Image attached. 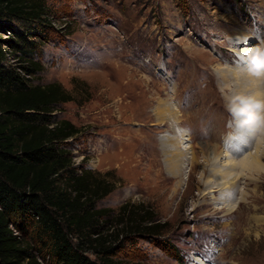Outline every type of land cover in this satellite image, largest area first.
<instances>
[{
  "label": "rangeland",
  "instance_id": "obj_1",
  "mask_svg": "<svg viewBox=\"0 0 264 264\" xmlns=\"http://www.w3.org/2000/svg\"><path fill=\"white\" fill-rule=\"evenodd\" d=\"M44 2L42 69L25 75V60L4 47L6 61L31 84L59 83L75 98L55 115L81 128L70 141L76 165L114 172L100 205L145 204L166 226L158 240L128 244L121 260L264 264V70L255 83L235 79L246 65L229 50L258 45L264 54V0ZM241 101L260 105L250 123L234 115ZM174 116L189 141L175 138ZM250 153L256 169L228 174L224 162Z\"/></svg>",
  "mask_w": 264,
  "mask_h": 264
},
{
  "label": "trees",
  "instance_id": "obj_2",
  "mask_svg": "<svg viewBox=\"0 0 264 264\" xmlns=\"http://www.w3.org/2000/svg\"><path fill=\"white\" fill-rule=\"evenodd\" d=\"M48 11L44 0H0V33L9 34L0 36V264H139L120 253L141 237L158 240L166 226L145 204L100 205L114 172L76 165L70 141L81 128L55 115L75 98L22 76L42 69L35 54L47 42ZM4 47L25 60L22 73Z\"/></svg>",
  "mask_w": 264,
  "mask_h": 264
},
{
  "label": "bare ground",
  "instance_id": "obj_3",
  "mask_svg": "<svg viewBox=\"0 0 264 264\" xmlns=\"http://www.w3.org/2000/svg\"><path fill=\"white\" fill-rule=\"evenodd\" d=\"M244 39H246V37H244ZM244 39H240V42L239 43H237V44H239V45H245V44H247V42L244 40ZM246 46V45H245ZM245 46H232L229 50H230V52H232V54H234L236 57H239L240 58V62H242V64L244 63L245 65H246V69H242L241 67L240 68H238V69H235V70H238L239 71V73L237 72V71H234V77H235V79H237V80H239V81H247V83L248 82H254L255 83V81H256V79H259V78H257L258 76H257V73L256 72H254L253 70H252V68H253V64H252V60H253V58L254 57H257L259 54H260V48L261 47H259L258 45H253V46H249V47H245ZM258 46V47H257ZM247 51H248V55H246L247 54ZM240 77V78H239ZM255 80V81H254ZM263 80V79H262ZM254 83L252 84H249V86H252V85H254ZM240 87V86H239ZM242 88V87H241ZM238 91H240V90H238ZM246 91V90H245ZM242 92V91H241ZM248 93H249V91H248ZM243 94V93H242ZM258 94H260V93H258ZM257 95V94H256ZM261 95V94H260ZM240 96V95H239ZM254 97H256V96H254ZM261 97V96H260ZM260 97H256V98H260ZM241 98V97H240ZM254 99V98H253ZM237 100V99H236ZM259 101V100H258ZM239 102V101H238ZM254 104V103H253ZM161 114L163 113V111H161L160 112ZM170 114V113H169ZM176 116V115H175ZM171 117V123L172 122H174L175 124H173L172 125V131H173V134H174V136H175V138L177 139V140H179V141H184V142H187V141H189V135L186 133V132H183V131H181V129H179L178 127V119H177V117ZM250 123V122H249ZM252 125V124H251ZM253 128V127H252ZM253 130V129H252ZM176 134V135H175ZM254 135V133H252V134H248V136H253ZM246 138V137H245ZM249 138V137H248ZM175 139V140H176ZM184 142H182L183 144H185ZM259 143H260V141H259ZM262 144V143H261ZM188 145H186V147H183L184 149V151H186V150H188L190 147H187ZM231 148V147H230ZM257 149H258V152H259V148L257 147ZM211 150V149H210ZM257 152V151H256ZM255 152V153H256ZM213 153V152H212ZM188 154H191V152L190 153H188ZM214 154V153H213ZM218 154V153H217ZM259 154V153H258ZM212 155V154H211ZM254 155V154H253ZM206 156V155H205ZM218 156V155H217ZM229 157L230 155H228V154H226L225 156H223L224 158H226V157ZM256 156H258V155H256ZM261 155H259V157H260ZM211 157V156H210ZM219 157H220V155H219ZM219 157H218V159H219ZM258 157V158H259ZM212 158H213V156H212ZM215 158H217V157H215ZM230 158V157H229ZM255 158V157H254ZM253 158V156L251 155V153H250V155H248V157L247 158H245L243 161H240L239 163L236 161H233V160H231V159H228L226 162H224V164L226 163V165H224L225 166V169L226 170H229V172H228V174L229 173H231L230 171H234V170H237L238 168H240V166H241V168H243V171H245L246 169L247 170H249L250 172H252L254 169H256V164H257V161L255 160ZM188 159V158H187ZM210 159V158H209ZM214 161H216V159H213ZM212 160V161H213ZM258 160V159H257ZM260 160V159H259ZM185 161V160H184ZM209 162V161H208ZM216 164H217V161H216ZM184 165H185V163H184ZM213 166V165H212ZM260 166V165H259ZM214 167V166H213ZM227 167V168H226ZM259 169V168H258ZM257 171V170H256ZM232 175L234 176L235 174L234 173H232ZM237 176H240V175H237ZM226 179V178H225ZM224 183V182H223ZM230 185H233L232 184V182L230 183ZM219 187H221V185H218V188ZM223 188V187H222ZM210 192H214V190L212 189V190H210ZM196 261H198L199 262V259H196ZM202 264H204V263H202Z\"/></svg>",
  "mask_w": 264,
  "mask_h": 264
},
{
  "label": "snow or ice",
  "instance_id": "obj_4",
  "mask_svg": "<svg viewBox=\"0 0 264 264\" xmlns=\"http://www.w3.org/2000/svg\"><path fill=\"white\" fill-rule=\"evenodd\" d=\"M253 68L252 70L257 74L260 73L261 70H264V54H259L257 57H254L252 60ZM244 105L239 109H234V115L238 118H242L245 123H249L252 121L253 116L251 115V107L259 108L260 105L250 106L249 104L241 101ZM243 127V125H241Z\"/></svg>",
  "mask_w": 264,
  "mask_h": 264
}]
</instances>
